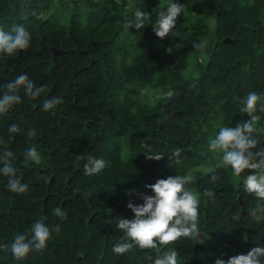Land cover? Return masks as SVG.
Returning a JSON list of instances; mask_svg holds the SVG:
<instances>
[{"label": "trees", "instance_id": "16d2710c", "mask_svg": "<svg viewBox=\"0 0 264 264\" xmlns=\"http://www.w3.org/2000/svg\"><path fill=\"white\" fill-rule=\"evenodd\" d=\"M174 2L184 10L172 34L159 39L153 26ZM137 9L150 13L139 30L125 26ZM17 26L31 41L24 51L0 54V96L22 74L45 91L33 100L21 88V103L0 115V153H13L15 176L27 185L25 194L12 193L0 172V264H153L170 250L178 264H215L264 247V219L252 215L261 202L243 183L254 172L235 177L229 166L204 164L207 134L249 119L241 108L250 92L260 96L253 151L264 150V0H0V30L14 34ZM200 54L196 76H188L189 56ZM53 97L62 103L43 111ZM12 124L20 131L9 140ZM29 147L40 165L25 159ZM157 153L159 161L145 158ZM89 156L106 167L86 175ZM176 175L192 177L185 187L200 196L195 249L194 238L181 237L114 254L124 235L118 221L134 219L127 205H142L153 195L146 186ZM57 207L67 219L54 215ZM39 220L51 230L46 248L15 260V237L31 239Z\"/></svg>", "mask_w": 264, "mask_h": 264}, {"label": "clouds", "instance_id": "9594fccd", "mask_svg": "<svg viewBox=\"0 0 264 264\" xmlns=\"http://www.w3.org/2000/svg\"><path fill=\"white\" fill-rule=\"evenodd\" d=\"M184 10V5L176 2L167 6L166 12L161 11L153 26V32L159 39H163L172 34L176 26L177 17ZM150 21V13H144L137 9L135 19L128 21L126 27L137 30L144 28L145 22ZM14 34L5 33L0 30V54L12 56L19 51L26 50L31 41V35L23 27L17 26L13 29ZM199 47V45H193ZM170 51V50H169ZM31 99L38 98L45 88L36 87L26 74L15 78L14 81L6 85V91L0 96V115L6 114L14 105L21 103V97L18 95L20 89ZM174 93L169 90L167 97H172ZM161 97H157L160 99ZM260 96L255 92H250L246 99L242 101L244 107L241 111L249 117L243 123L236 124L235 127H221L214 139L209 141V149L218 155L223 165L231 168L235 177H240L245 170L254 172L247 175L244 180V190L254 195L261 203L253 210L252 215L257 222L264 219V150L253 151L257 147L258 140L253 136L257 131L255 125L260 120L257 115V102ZM62 103L59 97L45 99L42 103V110L45 112L54 110L56 106ZM259 111L264 112V104L259 106ZM9 140L13 138L11 134L18 133L20 128L17 124H12L8 129ZM207 131V129H202ZM35 135V130L28 132L29 138ZM181 150L175 149L172 157L175 163L179 164ZM13 157L11 151L0 153V162L3 163L0 172L8 177V189L12 193L25 194L27 185L22 184L15 176V169L10 163ZM147 160L159 161L163 158L162 154H149L145 156ZM25 159L40 165L42 158L35 147L26 149ZM107 162L100 158L88 157L84 165L86 175H93L101 172L106 167ZM220 165H217L219 167ZM216 176H212L215 181ZM192 182L190 176L168 177L159 179L153 185L148 187L153 195L143 196L142 205H133L129 203L128 209L134 214V219H121L117 223V228L124 234L122 242L113 247V253L124 255L130 252L134 247L141 250L157 249L158 246H168L179 238H197L199 236V199L198 193L188 190L185 185ZM206 197H213L214 193L205 190ZM257 213H260L259 215ZM54 215L64 220L67 219V212L59 207L54 209ZM59 232L57 225L54 229ZM31 239L26 234L17 235L11 244L13 257L17 261L25 259L30 251L42 252L50 238L51 230L45 225L43 220L35 222L31 227ZM178 252L170 250L162 256L157 255L153 264H178ZM261 257H264V247L256 246L246 255L241 254L230 257L227 261L216 259L215 264H262ZM151 259V257H149Z\"/></svg>", "mask_w": 264, "mask_h": 264}, {"label": "rangeland", "instance_id": "374dc122", "mask_svg": "<svg viewBox=\"0 0 264 264\" xmlns=\"http://www.w3.org/2000/svg\"><path fill=\"white\" fill-rule=\"evenodd\" d=\"M118 1H120V0H118ZM196 57H197V61H195V59L193 58L192 55H190L189 58H188L189 59L188 62H187L188 63V67L186 69V74L188 76H191V77L196 76V73H197V62H199V61L203 62L204 61L201 54L197 55ZM214 138H215V133L212 130L211 132H209L207 134L206 145L204 146L205 150L209 149V141L211 139H214ZM209 154H212V158L211 159H209ZM206 155H207V157L205 158L206 161L204 162V164H213V165L217 164V165H220L221 168L228 169V166L227 165H223L221 160H220V158L218 157V155L216 153H213L210 149L207 151ZM208 160L211 161V163H208L207 162ZM207 168H204V169L200 168V169H201V171H204V170H207ZM201 244L203 245V247L206 250H209L211 248V245L206 240L202 241ZM215 249H219L218 246H216Z\"/></svg>", "mask_w": 264, "mask_h": 264}, {"label": "water", "instance_id": "95a60500", "mask_svg": "<svg viewBox=\"0 0 264 264\" xmlns=\"http://www.w3.org/2000/svg\"><path fill=\"white\" fill-rule=\"evenodd\" d=\"M200 236L201 235H199L198 237H200ZM196 244H197V238H194V247H193V249H195Z\"/></svg>", "mask_w": 264, "mask_h": 264}]
</instances>
